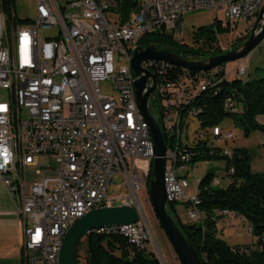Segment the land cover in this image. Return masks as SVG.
I'll use <instances>...</instances> for the list:
<instances>
[{"label":"built area","instance_id":"built-area-1","mask_svg":"<svg viewBox=\"0 0 264 264\" xmlns=\"http://www.w3.org/2000/svg\"><path fill=\"white\" fill-rule=\"evenodd\" d=\"M135 1L140 11L132 10L123 20L124 0H64L62 5L36 0L29 26L17 27L15 11L7 13L12 25L7 40L0 11V180L22 201L25 264H60L71 226L93 209L113 206L108 188L115 176L130 190L116 199L142 210L139 192L147 190L156 155L132 69L141 38L162 28L182 30L185 16L195 11H219L226 18H216L230 24L256 19L264 5V0ZM144 67L157 78L149 104L154 97L166 139L168 204H184L191 221L203 222L198 195L190 191L187 159L194 158V150L206 139L228 144L236 135L220 124L206 127L192 144L183 142L182 135L202 110L193 104L196 90H209L227 78L221 75L226 69L222 65L194 73L181 67L183 73L176 75L179 66L159 59L147 60ZM230 73L248 80V62L239 59ZM182 104L192 105L187 120H179ZM225 107L238 110L232 98ZM168 135H175V150H168ZM221 151L232 156L234 147ZM31 166H38V179L27 192L24 170ZM233 172L231 167L228 173ZM93 232H119L137 249H155L143 212L137 222Z\"/></svg>","mask_w":264,"mask_h":264},{"label":"trees","instance_id":"trees-1","mask_svg":"<svg viewBox=\"0 0 264 264\" xmlns=\"http://www.w3.org/2000/svg\"><path fill=\"white\" fill-rule=\"evenodd\" d=\"M13 4L14 0H0V5L11 16ZM137 5L135 0H124L121 7L123 20ZM231 31V24L215 18L212 23L199 26L192 32V43L181 41L174 32L162 28L144 35L140 45L157 46L191 60H203L237 48L243 43L245 38H238L235 40L238 43L234 42L230 48L223 49L220 46V35ZM197 72L198 70L194 71ZM182 73L183 69L177 67L175 74ZM221 75L225 76L226 73L222 72ZM228 98L235 100L237 111L225 107ZM193 104L201 106L202 110L196 116L202 126L218 125L225 118L234 117L241 123L246 134L255 131L264 133V124L257 120L259 114H264V75L246 81L224 78L209 90L200 92ZM173 139L170 140L171 145H175ZM194 151L196 155L188 160L190 169L194 162L224 159L227 172L231 167L234 168V172L229 174L231 182L226 187L214 186V171H208L199 181L196 204L204 216L203 222H184L177 212L176 203L169 204V213L203 264H264V171H253L255 153L241 146L234 147L233 155L227 156L219 148L211 151L205 141L200 142ZM152 177L151 170L149 181ZM224 211L235 212L249 222L252 235L256 238L253 245H231L219 235L218 212ZM82 246H85L86 264H161L153 251L137 249L119 232L87 234L78 243V264Z\"/></svg>","mask_w":264,"mask_h":264},{"label":"rangeland","instance_id":"rangeland-1","mask_svg":"<svg viewBox=\"0 0 264 264\" xmlns=\"http://www.w3.org/2000/svg\"><path fill=\"white\" fill-rule=\"evenodd\" d=\"M58 1L61 5L64 2V0ZM140 9L141 5L139 4L133 9V12L137 13L138 11H140ZM13 10L15 11L16 15V26H29L31 24V19L36 16V0H14ZM0 11L3 13L4 36L7 40V38L12 34V25L8 21L7 12L2 5H0ZM216 17L226 18L219 11L215 10H199L192 12L185 16V26L182 30L175 31V36L181 41L192 43V32L199 26L212 23ZM255 20L256 19L252 17L248 19H237L230 22L232 31L228 34L220 35V46L223 49H228L238 38H245V40L243 41L245 42L252 32ZM227 22L228 20L225 21V23ZM47 32L48 31H44V33ZM236 43L238 42H235V44ZM243 59L249 64L250 78L263 76L264 40L261 45L253 49ZM237 61H230L224 64L226 71L228 72L229 80L234 79V74L230 72ZM103 90L110 92V88L106 84H103ZM149 109L153 117L158 122H161L160 109L158 103L155 102L154 97L150 101ZM23 116H25V112ZM220 125L225 129H231L236 135V139L234 141L229 142L228 144L226 142L219 143L213 139H206V146L211 151L214 152L217 148L221 149L229 145L231 147L246 146L249 147V149L252 150L254 153L259 152V147L256 144L258 142L257 135L253 134V132L249 135L246 134L241 123L237 121L234 117L225 118L223 121L220 122ZM206 129V126H202L199 117L196 116V118L192 119L188 128L186 127L184 129L182 141L192 144L194 140L199 139V135L202 134V132H205ZM262 151L264 152V150ZM51 165L56 167L55 162H52ZM37 167H28L24 170L27 192H29L32 181L36 179L35 169ZM191 167L192 169L189 173V179L190 191L192 193H198L199 181L208 171L215 172L216 179L213 182V185L216 187H225L228 182H231V176L226 171V162L224 159L198 161L197 163H192ZM129 193L130 190L127 187L124 179L120 176H115L108 188L109 196L114 199L112 201V205H122L123 201L117 200L116 198L122 194L128 195ZM139 196L141 199L143 216L149 221L153 233L155 249H151V251H153L156 256L159 257L161 264H181L178 255L175 252L168 236L166 235L164 229L160 225L158 218L156 217L150 200L149 187H147V190H145V188L142 189L139 192ZM177 208L180 210L181 214H179V216L184 222L191 221L187 209L184 207V204L176 203V209ZM218 214L219 235L223 239H225L231 245H253L254 239L256 240V238L249 231V225L247 223V220L243 216H238L236 214L232 215L222 212H218ZM79 263L86 264L85 246H82L80 249Z\"/></svg>","mask_w":264,"mask_h":264},{"label":"water","instance_id":"water-1","mask_svg":"<svg viewBox=\"0 0 264 264\" xmlns=\"http://www.w3.org/2000/svg\"><path fill=\"white\" fill-rule=\"evenodd\" d=\"M264 40V5L262 6L250 36L240 46L224 53L212 55L203 60H191L169 50L157 46H137L132 59L135 74V87L139 108L149 123L155 143V159L153 177L149 181L150 200L160 225L168 236L181 264H203L199 255L187 240L174 218L168 211V197L165 185L166 139L160 123L149 110V99L156 90L157 78L154 73L144 67L149 59H159L191 71H208L226 62L237 61L246 57ZM140 209L136 205L122 204L100 207L78 219L67 232L60 253V264H78L77 247L79 241L93 230L108 226H120L134 223L141 218ZM159 258V257H158Z\"/></svg>","mask_w":264,"mask_h":264},{"label":"crops","instance_id":"crops-1","mask_svg":"<svg viewBox=\"0 0 264 264\" xmlns=\"http://www.w3.org/2000/svg\"><path fill=\"white\" fill-rule=\"evenodd\" d=\"M226 74L228 78L227 71ZM257 120L264 124V114H259ZM253 134L257 135L258 142L256 144L259 147V152L255 153L252 161V169L255 172H261L264 171V152L262 151L264 150V134L261 131H255ZM37 179L38 176H36V179L33 181ZM229 183L230 182H228L227 185ZM21 205L22 201L20 195L17 194L16 197L13 198L7 186L0 180V264H25L23 252L24 220L20 212ZM184 207L186 208L185 205ZM177 212L181 214L178 208ZM222 213L241 216L230 211ZM247 223L250 225L248 221ZM255 241L254 239V242Z\"/></svg>","mask_w":264,"mask_h":264},{"label":"bare ground","instance_id":"bare-ground-1","mask_svg":"<svg viewBox=\"0 0 264 264\" xmlns=\"http://www.w3.org/2000/svg\"><path fill=\"white\" fill-rule=\"evenodd\" d=\"M203 90H205V88H198V90H196V96L200 92H202ZM195 98L196 97H193V101H194ZM191 113H192V107H191V105H189V104H182V106H179V120H187L188 114H191ZM174 137H175V135H168L169 142ZM174 139L172 141H174ZM174 142H172V143H174ZM172 145H171V142H170V145L168 144V150H175V145H173V146ZM188 160L189 159H187V166H189ZM189 168H190V166H189ZM196 206H197V204H196ZM198 217H200L201 219L204 218V216H203V214H202V212L200 210H198ZM91 232H93V231H91Z\"/></svg>","mask_w":264,"mask_h":264}]
</instances>
